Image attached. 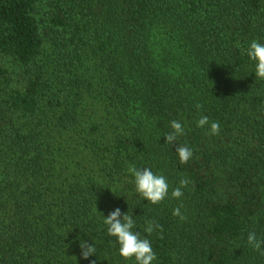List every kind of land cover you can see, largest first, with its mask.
Instances as JSON below:
<instances>
[{"label":"trees","instance_id":"obj_1","mask_svg":"<svg viewBox=\"0 0 264 264\" xmlns=\"http://www.w3.org/2000/svg\"><path fill=\"white\" fill-rule=\"evenodd\" d=\"M253 40L264 0H0V264H135L103 223L116 208L153 264H264L247 244L264 240ZM174 120L185 132L172 145ZM130 165L167 179L161 204L136 192ZM149 221L163 231L147 234Z\"/></svg>","mask_w":264,"mask_h":264},{"label":"clouds","instance_id":"obj_2","mask_svg":"<svg viewBox=\"0 0 264 264\" xmlns=\"http://www.w3.org/2000/svg\"><path fill=\"white\" fill-rule=\"evenodd\" d=\"M251 61L255 63V76L257 79L264 80V44L253 40L246 52ZM197 110L203 108V105L197 104ZM209 135L217 136L220 134L219 122H210L207 116H201L197 123V127L204 128L209 126ZM172 131L165 136L167 144H174L178 137L184 135V127L178 121L171 122ZM176 153L181 164H186L193 157V150L187 145H179L176 147ZM129 173L134 177L136 192L147 202L152 205L161 204L169 193V184L163 175L154 174L150 168L137 169L135 165H130ZM191 183L190 180L182 178L179 186L171 192L174 199L181 198L184 193L183 189ZM180 207L173 210V215L179 217L180 220H186L187 217L182 215ZM103 223L107 226V234L114 237L119 245V255L126 261L135 260V264H153L157 259L153 251L151 242L147 238H141L139 232L133 231L136 221L132 215L123 214L119 208L110 212L107 218L104 217ZM162 232L163 228L155 221H149L145 232L151 235L153 232ZM162 238V236H161ZM247 244L254 251L264 255V240L258 239L257 234L249 232L247 235ZM81 256L87 260L90 256L95 255L96 249L93 245L81 242Z\"/></svg>","mask_w":264,"mask_h":264}]
</instances>
